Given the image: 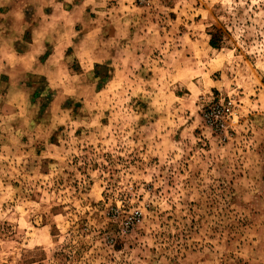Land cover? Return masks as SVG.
Segmentation results:
<instances>
[{"label": "rangeland", "instance_id": "obj_1", "mask_svg": "<svg viewBox=\"0 0 264 264\" xmlns=\"http://www.w3.org/2000/svg\"><path fill=\"white\" fill-rule=\"evenodd\" d=\"M0 264H264V0H0Z\"/></svg>", "mask_w": 264, "mask_h": 264}, {"label": "built area", "instance_id": "obj_2", "mask_svg": "<svg viewBox=\"0 0 264 264\" xmlns=\"http://www.w3.org/2000/svg\"><path fill=\"white\" fill-rule=\"evenodd\" d=\"M233 113L234 101L228 97L205 105L202 110V117L209 126L222 130L227 128L229 123L233 121Z\"/></svg>", "mask_w": 264, "mask_h": 264}]
</instances>
